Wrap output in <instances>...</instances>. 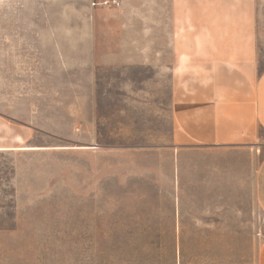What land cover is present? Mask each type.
Here are the masks:
<instances>
[{
	"label": "rangeland",
	"instance_id": "374dc122",
	"mask_svg": "<svg viewBox=\"0 0 264 264\" xmlns=\"http://www.w3.org/2000/svg\"><path fill=\"white\" fill-rule=\"evenodd\" d=\"M244 10L260 76L264 0H0V264H264L238 156L164 147L171 33L180 51Z\"/></svg>",
	"mask_w": 264,
	"mask_h": 264
},
{
	"label": "crops",
	"instance_id": "0c3cea01",
	"mask_svg": "<svg viewBox=\"0 0 264 264\" xmlns=\"http://www.w3.org/2000/svg\"><path fill=\"white\" fill-rule=\"evenodd\" d=\"M243 14L236 31L221 32L213 25L211 31L186 30L180 51L177 31L171 33L184 75L174 77L170 139L164 147L176 154V163L181 152H232L238 156L233 164L236 198L243 192L258 199L264 198L257 195L258 183L264 192V158L259 171L256 167V150H264V73L258 76L255 36L248 29L251 11Z\"/></svg>",
	"mask_w": 264,
	"mask_h": 264
},
{
	"label": "bare ground",
	"instance_id": "6f19581e",
	"mask_svg": "<svg viewBox=\"0 0 264 264\" xmlns=\"http://www.w3.org/2000/svg\"><path fill=\"white\" fill-rule=\"evenodd\" d=\"M22 149H25V150H27V149H30V148H22ZM2 149H0V151H1Z\"/></svg>",
	"mask_w": 264,
	"mask_h": 264
}]
</instances>
